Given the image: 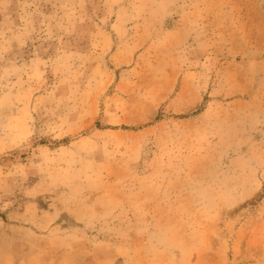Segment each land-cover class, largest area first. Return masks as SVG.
<instances>
[{"label": "rangeland", "instance_id": "obj_1", "mask_svg": "<svg viewBox=\"0 0 264 264\" xmlns=\"http://www.w3.org/2000/svg\"><path fill=\"white\" fill-rule=\"evenodd\" d=\"M0 264H264V0H0Z\"/></svg>", "mask_w": 264, "mask_h": 264}]
</instances>
